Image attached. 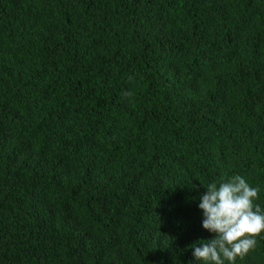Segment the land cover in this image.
Returning <instances> with one entry per match:
<instances>
[{
  "label": "trees",
  "instance_id": "trees-1",
  "mask_svg": "<svg viewBox=\"0 0 264 264\" xmlns=\"http://www.w3.org/2000/svg\"><path fill=\"white\" fill-rule=\"evenodd\" d=\"M234 175L264 210V0H0V264H203Z\"/></svg>",
  "mask_w": 264,
  "mask_h": 264
},
{
  "label": "clouds",
  "instance_id": "clouds-1",
  "mask_svg": "<svg viewBox=\"0 0 264 264\" xmlns=\"http://www.w3.org/2000/svg\"><path fill=\"white\" fill-rule=\"evenodd\" d=\"M260 188L250 185L240 175L213 182L206 187L199 208L203 213L202 226L215 233L208 242L189 247L203 264H235L258 244L264 233V210L255 203Z\"/></svg>",
  "mask_w": 264,
  "mask_h": 264
}]
</instances>
